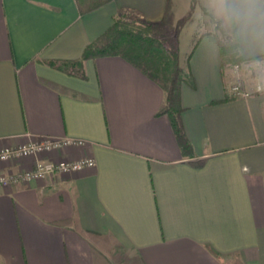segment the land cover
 I'll return each mask as SVG.
<instances>
[{
    "label": "crops",
    "instance_id": "obj_1",
    "mask_svg": "<svg viewBox=\"0 0 264 264\" xmlns=\"http://www.w3.org/2000/svg\"><path fill=\"white\" fill-rule=\"evenodd\" d=\"M166 3L111 0L82 14L76 0H0V150L71 138L84 144L39 158L96 160L0 186V264H264V92L230 95L237 73L223 65L216 23L185 48L194 17L180 34L190 155L160 114L162 85L124 57L87 59L84 76L49 63L80 59L117 17L159 23ZM241 56L252 61L242 75L260 74L264 54ZM35 162H0V174Z\"/></svg>",
    "mask_w": 264,
    "mask_h": 264
},
{
    "label": "trees",
    "instance_id": "obj_2",
    "mask_svg": "<svg viewBox=\"0 0 264 264\" xmlns=\"http://www.w3.org/2000/svg\"><path fill=\"white\" fill-rule=\"evenodd\" d=\"M111 0H76L80 13L93 11ZM172 0H167L163 19L156 24L143 21L139 27H132L121 18H115L111 27L91 43L78 60L50 61L65 71L84 76V61L90 58L120 55L157 81L165 90L166 104L160 114L169 116L173 130L184 155H190L191 145L184 132L181 113V86L185 73L179 62L180 34L191 15L181 19L172 32L165 29ZM209 14L208 11H204ZM210 15V14H209ZM211 16V15H210ZM212 17V16H211ZM213 19V17H212ZM223 65L244 63V59L228 43L221 44Z\"/></svg>",
    "mask_w": 264,
    "mask_h": 264
},
{
    "label": "built area",
    "instance_id": "obj_3",
    "mask_svg": "<svg viewBox=\"0 0 264 264\" xmlns=\"http://www.w3.org/2000/svg\"><path fill=\"white\" fill-rule=\"evenodd\" d=\"M246 67L252 69V61L237 63L233 69L237 73L236 79L230 84L228 90L234 98H249L264 92V81L260 74L242 75L241 70ZM84 141L71 138H45L20 144L16 147H6L0 150V162H19L23 158L35 157L33 166L16 172L1 173L0 186L16 184L18 182H30L43 179L55 174H72L87 168L96 166V160L86 157L73 161H53L39 158L42 154L61 150L69 145H83Z\"/></svg>",
    "mask_w": 264,
    "mask_h": 264
},
{
    "label": "clouds",
    "instance_id": "obj_4",
    "mask_svg": "<svg viewBox=\"0 0 264 264\" xmlns=\"http://www.w3.org/2000/svg\"><path fill=\"white\" fill-rule=\"evenodd\" d=\"M209 11L238 54H264V0H208ZM255 67L264 75V60Z\"/></svg>",
    "mask_w": 264,
    "mask_h": 264
},
{
    "label": "rangeland",
    "instance_id": "obj_5",
    "mask_svg": "<svg viewBox=\"0 0 264 264\" xmlns=\"http://www.w3.org/2000/svg\"><path fill=\"white\" fill-rule=\"evenodd\" d=\"M189 0H177V4L174 7V15L173 18L169 21V28H167L165 26V29L168 32H172L173 30H175L177 23L180 21L181 18H183L184 16L190 14L191 18H193V22L190 23V25L188 26V28L185 31V36L183 37L182 40V45L183 48H185L186 44L190 43V40H192V33L196 30H199V28H201L202 26H204L205 24H209V26H214V23H216L218 26V32L220 37L223 39V43L227 42V37L224 35L223 30L220 28L219 24L217 23L216 20H213L212 17L210 15H206L202 12V8L200 6V0H193L191 9L189 7V5H187V2ZM203 1V0H201ZM203 4V3H201ZM195 6H197L196 9V13L194 14V8ZM171 6V10H172ZM204 11L206 10L205 8L203 9ZM207 11V10H206ZM117 18H121L125 21V23H127L128 25H131L132 27H139L141 26L140 24L143 22V20L138 19L136 16H131L130 14L128 15H123ZM179 20V21H178ZM215 27V29H217ZM256 73H260L256 70ZM261 74V73H260ZM264 81V75H262L261 77Z\"/></svg>",
    "mask_w": 264,
    "mask_h": 264
}]
</instances>
